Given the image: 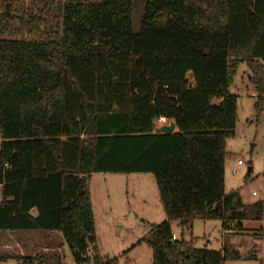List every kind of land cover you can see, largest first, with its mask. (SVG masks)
Returning <instances> with one entry per match:
<instances>
[{
	"label": "trees",
	"instance_id": "obj_1",
	"mask_svg": "<svg viewBox=\"0 0 264 264\" xmlns=\"http://www.w3.org/2000/svg\"><path fill=\"white\" fill-rule=\"evenodd\" d=\"M29 1L0 0V231L58 232L75 264H118L98 256L90 180L150 173L166 214L147 240L153 264L241 260L171 242V223L264 220L225 192L242 63L264 114V0H144L139 13L136 0H65L49 28L53 3ZM162 119L176 131L156 133Z\"/></svg>",
	"mask_w": 264,
	"mask_h": 264
},
{
	"label": "rangeland",
	"instance_id": "obj_2",
	"mask_svg": "<svg viewBox=\"0 0 264 264\" xmlns=\"http://www.w3.org/2000/svg\"><path fill=\"white\" fill-rule=\"evenodd\" d=\"M64 2L65 0L48 1V5L53 3L51 9L48 6L44 11L48 17V28L58 14L55 6ZM144 4V0H136L137 13L142 11ZM25 6H30L29 0H26ZM189 81L192 82L191 76ZM229 92L237 99V122L234 137L226 142L228 155L225 161V192L228 194L238 191L243 204L250 209H254L257 203L261 204L264 217V114L257 118V97L254 96L255 90L245 63L239 66L235 83ZM113 110L119 111L117 107ZM157 125L160 128L169 123L160 120ZM1 141L0 137V144ZM62 141L65 142L66 139ZM237 160H241L244 165L237 167ZM89 189L95 218L96 246L101 261L153 264L152 249L147 240L151 238L153 226L166 219L154 175L96 173L92 175ZM2 199L0 186V203ZM35 212L37 215V211ZM242 225V230L227 232L219 220H196L192 228H182L177 222H172L171 228L178 239L193 242L195 248L211 251H228L234 248L240 253L241 260H228L225 264H261L264 257V220L246 221ZM7 232L0 231V234ZM14 233L36 236L33 250L26 252L27 258L37 259L33 264H38L44 258L53 259L51 264H75L61 233L57 232L59 235L53 234L50 237H44L49 233L41 231ZM1 252L0 255L6 256L8 260L0 264H28L24 261L25 258L15 253ZM88 255H93V248H90ZM56 260L58 263H55Z\"/></svg>",
	"mask_w": 264,
	"mask_h": 264
},
{
	"label": "crops",
	"instance_id": "obj_3",
	"mask_svg": "<svg viewBox=\"0 0 264 264\" xmlns=\"http://www.w3.org/2000/svg\"><path fill=\"white\" fill-rule=\"evenodd\" d=\"M254 96L257 97L256 92H254ZM35 211L36 210H33L31 213L34 217L37 216ZM10 233H13V234H10ZM53 234H58V233L57 232H50L48 236H44V235L43 236L44 237H50ZM15 235H19V236H15ZM35 237L36 236H30L27 233L24 235L23 234H16L14 232H7L4 234H0V251H2L3 253L10 251L12 253H15V255L22 257L23 259L27 258L26 252L33 250V247H34V244H33L34 241L33 240L35 239ZM8 255H10V253H8ZM9 260L15 261L13 259H9Z\"/></svg>",
	"mask_w": 264,
	"mask_h": 264
},
{
	"label": "water",
	"instance_id": "obj_4",
	"mask_svg": "<svg viewBox=\"0 0 264 264\" xmlns=\"http://www.w3.org/2000/svg\"><path fill=\"white\" fill-rule=\"evenodd\" d=\"M175 131H176L175 123H170L169 125L162 126L156 129V133H164V134H172ZM250 171H251V168L249 169V172Z\"/></svg>",
	"mask_w": 264,
	"mask_h": 264
},
{
	"label": "built area",
	"instance_id": "obj_5",
	"mask_svg": "<svg viewBox=\"0 0 264 264\" xmlns=\"http://www.w3.org/2000/svg\"><path fill=\"white\" fill-rule=\"evenodd\" d=\"M242 165H244V163L241 160H237L236 161V166L237 167H240ZM233 172L235 173L236 172V169H234ZM175 240H177V236L175 234H173L170 241L173 242Z\"/></svg>",
	"mask_w": 264,
	"mask_h": 264
}]
</instances>
